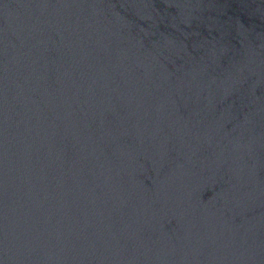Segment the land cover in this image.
<instances>
[{
	"label": "water",
	"instance_id": "water-1",
	"mask_svg": "<svg viewBox=\"0 0 264 264\" xmlns=\"http://www.w3.org/2000/svg\"><path fill=\"white\" fill-rule=\"evenodd\" d=\"M0 264H264V0H0Z\"/></svg>",
	"mask_w": 264,
	"mask_h": 264
}]
</instances>
